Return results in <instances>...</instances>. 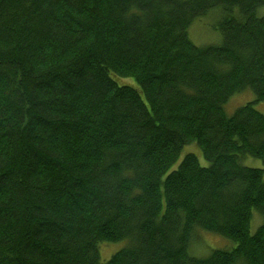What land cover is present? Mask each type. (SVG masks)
Segmentation results:
<instances>
[{"label": "trees", "instance_id": "1", "mask_svg": "<svg viewBox=\"0 0 264 264\" xmlns=\"http://www.w3.org/2000/svg\"><path fill=\"white\" fill-rule=\"evenodd\" d=\"M259 101L264 0H0V264H264Z\"/></svg>", "mask_w": 264, "mask_h": 264}, {"label": "rangeland", "instance_id": "2", "mask_svg": "<svg viewBox=\"0 0 264 264\" xmlns=\"http://www.w3.org/2000/svg\"><path fill=\"white\" fill-rule=\"evenodd\" d=\"M195 25V26H194ZM191 26L189 33L196 43H205L212 41V39L215 38L216 34L214 33L212 26H211V20H205L204 22L196 23ZM255 98V95L251 91H245L241 93L235 94L228 103L227 109L232 112L235 110L238 106L251 101ZM256 107H258L262 112H264V101H259L256 103ZM196 144H191L187 146L183 150V154L185 152H192L193 150L189 149ZM198 147V146H197ZM199 148V147H198ZM194 153L198 154L199 160H201V164H207V162L203 158V154L200 150L196 149L193 151ZM244 163L249 166L254 167H264V163L261 159L253 157V156H247L244 158ZM260 217L255 214L254 212V218L251 224V231H255L258 223L260 221ZM195 236H197L196 242L197 244H193L191 248L192 254L196 256H205L208 255L213 249L216 248H226L231 249L235 246V242L230 240L229 238H226L222 235H218L216 233L210 232V231H203V230H197ZM126 241H115V242H105L101 243L99 246V254L100 258L103 261L108 260L112 254H114L116 251L121 249L123 246H125Z\"/></svg>", "mask_w": 264, "mask_h": 264}]
</instances>
